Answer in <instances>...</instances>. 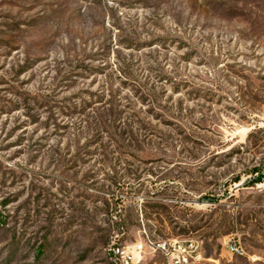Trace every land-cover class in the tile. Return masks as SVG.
<instances>
[{"label":"rangeland","instance_id":"obj_1","mask_svg":"<svg viewBox=\"0 0 264 264\" xmlns=\"http://www.w3.org/2000/svg\"><path fill=\"white\" fill-rule=\"evenodd\" d=\"M263 165L264 0H0V264H264Z\"/></svg>","mask_w":264,"mask_h":264},{"label":"built area","instance_id":"obj_2","mask_svg":"<svg viewBox=\"0 0 264 264\" xmlns=\"http://www.w3.org/2000/svg\"><path fill=\"white\" fill-rule=\"evenodd\" d=\"M259 170L250 173L247 179L244 180H251L257 177H261L260 182H256L252 187H255L259 190H264V165L258 168ZM244 180L240 183L242 184ZM227 249L230 254L232 251L240 252L241 256L244 255L240 251V245H238L234 241H228L226 243ZM200 247L199 244L195 241L189 239H168L162 240L158 243H155L154 248L156 251H159L165 258L166 264H189L188 263V255H191V248ZM134 253H129V251L123 250L119 247H113V252L115 254H120L122 261L126 264L136 263L135 261V254H140L142 252V245H134L133 247ZM205 260L204 257H196V264H201Z\"/></svg>","mask_w":264,"mask_h":264},{"label":"bare ground","instance_id":"obj_3","mask_svg":"<svg viewBox=\"0 0 264 264\" xmlns=\"http://www.w3.org/2000/svg\"><path fill=\"white\" fill-rule=\"evenodd\" d=\"M240 251L244 253V249L241 246H240ZM232 255L241 256V253L232 251ZM196 257H204L203 252L199 247L191 248V255H188V263L196 264Z\"/></svg>","mask_w":264,"mask_h":264},{"label":"trees","instance_id":"obj_4","mask_svg":"<svg viewBox=\"0 0 264 264\" xmlns=\"http://www.w3.org/2000/svg\"><path fill=\"white\" fill-rule=\"evenodd\" d=\"M259 169L258 168H256V169H253V171L251 172V173H254V172H256V171H258ZM262 179H261V177H257V178H255V179H251V180H248L247 181V185L248 186H253L256 182H260ZM208 200H210L211 202H214L213 200L214 199H208ZM40 251V250H39ZM40 254H42V253H39V255Z\"/></svg>","mask_w":264,"mask_h":264}]
</instances>
